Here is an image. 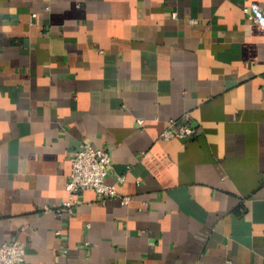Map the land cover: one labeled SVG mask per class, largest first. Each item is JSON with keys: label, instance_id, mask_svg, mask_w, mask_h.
I'll use <instances>...</instances> for the list:
<instances>
[{"label": "crops", "instance_id": "crops-1", "mask_svg": "<svg viewBox=\"0 0 264 264\" xmlns=\"http://www.w3.org/2000/svg\"><path fill=\"white\" fill-rule=\"evenodd\" d=\"M263 8L0 0V245L23 240L21 264H264ZM187 113L197 133L163 138ZM81 142L108 148L119 196L58 215Z\"/></svg>", "mask_w": 264, "mask_h": 264}, {"label": "built area", "instance_id": "built-area-1", "mask_svg": "<svg viewBox=\"0 0 264 264\" xmlns=\"http://www.w3.org/2000/svg\"><path fill=\"white\" fill-rule=\"evenodd\" d=\"M249 19L264 28V8L261 14H255L246 9ZM190 114L184 118H172L169 126L163 131L165 139L185 138L197 133L188 124ZM144 124L143 119H139ZM72 171L67 184L68 199L57 209L58 215L73 216L76 208L83 203L79 194L85 190H93L102 198L119 196L116 183L108 181L110 167L113 163L112 155L107 147H97L88 142H81L72 156ZM121 176L120 180H124ZM130 196H125L123 202L128 203ZM27 247L23 240L16 238L0 245V264H21L26 260Z\"/></svg>", "mask_w": 264, "mask_h": 264}]
</instances>
